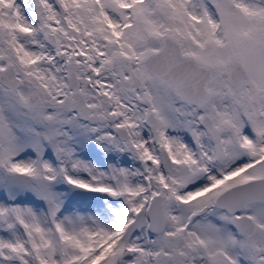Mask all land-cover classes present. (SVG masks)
Returning a JSON list of instances; mask_svg holds the SVG:
<instances>
[{
	"label": "snow or ice",
	"instance_id": "snow-or-ice-1",
	"mask_svg": "<svg viewBox=\"0 0 264 264\" xmlns=\"http://www.w3.org/2000/svg\"><path fill=\"white\" fill-rule=\"evenodd\" d=\"M0 264H264V0H0Z\"/></svg>",
	"mask_w": 264,
	"mask_h": 264
}]
</instances>
